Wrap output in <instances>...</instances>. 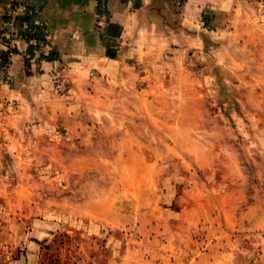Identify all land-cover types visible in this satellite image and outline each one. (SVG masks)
<instances>
[{
  "label": "rangeland",
  "instance_id": "1",
  "mask_svg": "<svg viewBox=\"0 0 264 264\" xmlns=\"http://www.w3.org/2000/svg\"><path fill=\"white\" fill-rule=\"evenodd\" d=\"M212 51L72 114L0 107V264H264V20Z\"/></svg>",
  "mask_w": 264,
  "mask_h": 264
},
{
  "label": "crops",
  "instance_id": "2",
  "mask_svg": "<svg viewBox=\"0 0 264 264\" xmlns=\"http://www.w3.org/2000/svg\"><path fill=\"white\" fill-rule=\"evenodd\" d=\"M106 3L110 22L121 28L118 37L97 29L99 0H0V34L8 41L0 39V51L15 50L5 69L0 64V107L18 116L72 114L98 95L124 94L138 84L148 93L154 70L210 54L264 20V0H185L181 7L171 0ZM40 26L44 54L27 68V41L10 38ZM49 232L41 227L35 239L44 241Z\"/></svg>",
  "mask_w": 264,
  "mask_h": 264
},
{
  "label": "built area",
  "instance_id": "3",
  "mask_svg": "<svg viewBox=\"0 0 264 264\" xmlns=\"http://www.w3.org/2000/svg\"><path fill=\"white\" fill-rule=\"evenodd\" d=\"M175 6L181 7L185 4V0H171ZM107 3L106 0H101L97 12V29L100 32H105L107 28ZM41 34H45V29L43 26L40 28L28 27L24 33L19 36L10 38L11 41H14L15 38H23L27 41L29 48L32 47L33 51V60H40L44 54V49L46 47V41ZM29 56V54H28ZM0 64H2V58L0 56ZM2 69H5V66H1Z\"/></svg>",
  "mask_w": 264,
  "mask_h": 264
},
{
  "label": "trees",
  "instance_id": "4",
  "mask_svg": "<svg viewBox=\"0 0 264 264\" xmlns=\"http://www.w3.org/2000/svg\"><path fill=\"white\" fill-rule=\"evenodd\" d=\"M99 4H101V0H99ZM107 15V28H106V32L110 35V36H115V37H118L120 34H121V28L117 25H114L110 22V12L107 11L106 13ZM0 39L1 38V34H0ZM4 42H8L7 40H5L4 38L2 39ZM33 48L30 47L29 48V51H28V54L29 56L27 57L26 59V66L27 68H30L31 67V62L33 61V53H32V50ZM15 50H11L9 52H3V51H0V56L2 58V64L1 66H5L7 67L8 64H9V57H10V54L12 52H14ZM112 55V54H111ZM52 57H46V59H51Z\"/></svg>",
  "mask_w": 264,
  "mask_h": 264
}]
</instances>
